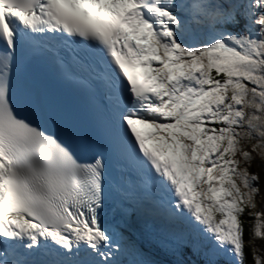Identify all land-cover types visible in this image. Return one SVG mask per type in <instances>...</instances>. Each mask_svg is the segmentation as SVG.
I'll use <instances>...</instances> for the list:
<instances>
[{"label":"snow or ice","instance_id":"6c2138e0","mask_svg":"<svg viewBox=\"0 0 264 264\" xmlns=\"http://www.w3.org/2000/svg\"><path fill=\"white\" fill-rule=\"evenodd\" d=\"M252 152L264 0H0V264H264Z\"/></svg>","mask_w":264,"mask_h":264},{"label":"rangeland","instance_id":"374dc122","mask_svg":"<svg viewBox=\"0 0 264 264\" xmlns=\"http://www.w3.org/2000/svg\"><path fill=\"white\" fill-rule=\"evenodd\" d=\"M250 150V149H249ZM253 160L251 163V167L249 168V171L252 173H256L260 176V193L255 198V202L257 204L258 210H261L264 208V168H262V161H264V157L259 155L256 152L251 153ZM254 245L258 246L262 252H264V240L256 239L254 242ZM154 250L151 252H147L149 255H154Z\"/></svg>","mask_w":264,"mask_h":264},{"label":"trees","instance_id":"16d2710c","mask_svg":"<svg viewBox=\"0 0 264 264\" xmlns=\"http://www.w3.org/2000/svg\"><path fill=\"white\" fill-rule=\"evenodd\" d=\"M246 238H247V225L245 226V239ZM255 240L253 241V243L255 242ZM245 252L247 253V247L245 248Z\"/></svg>","mask_w":264,"mask_h":264},{"label":"bare ground","instance_id":"6f19581e","mask_svg":"<svg viewBox=\"0 0 264 264\" xmlns=\"http://www.w3.org/2000/svg\"><path fill=\"white\" fill-rule=\"evenodd\" d=\"M133 219V218H132ZM144 228H145V226H144ZM147 240V239H146ZM154 241L156 242V239H154Z\"/></svg>","mask_w":264,"mask_h":264}]
</instances>
